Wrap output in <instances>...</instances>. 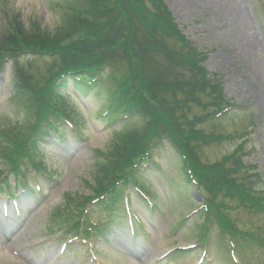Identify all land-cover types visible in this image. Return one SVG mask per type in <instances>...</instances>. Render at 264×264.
<instances>
[{"label":"rangeland","instance_id":"374dc122","mask_svg":"<svg viewBox=\"0 0 264 264\" xmlns=\"http://www.w3.org/2000/svg\"><path fill=\"white\" fill-rule=\"evenodd\" d=\"M163 1L182 34L207 58L204 67L219 77L226 100L243 108L206 127L207 132L228 136L223 143L206 146L200 153L202 162L215 164L242 148L241 165L255 168L259 176L256 194L264 196V0ZM73 3L0 0V48L17 54L42 45L45 37L59 38L56 35L66 25L64 14ZM112 58L119 64L117 55ZM29 60L23 53L0 59V264H264V207L259 208L261 212L236 210L231 202V217L237 221L230 218L231 224L248 232L244 239L233 237L214 220L204 233L207 215L199 186L172 143L159 145L149 157L152 162L140 158L136 165L139 180L149 193L132 185L124 193L142 221L136 238L129 215L121 208L111 219L105 204L91 205L90 199L73 208L78 197L84 200L90 195L104 170L101 165L113 161H107L108 154L141 137L150 122L142 111L151 109L141 102L129 109L115 105L113 95L122 80L119 74L120 80L115 73L104 75L103 83L87 92H80L73 82L61 88L63 116L68 120L65 137L51 131L40 134L36 147L46 159L37 156L34 165L38 170L27 169L29 188L18 186L23 176L16 177V165L20 163L22 170L30 166L27 159L14 165L9 162V143L36 134L25 106L17 100L16 78L19 76L20 87L31 83V77L36 86L41 81L37 72L45 68L39 61L27 72L24 68H30ZM160 63L163 66L158 57L150 55L145 68L159 72L161 67L169 73L168 59L163 57ZM138 76L134 71L129 79ZM158 84L152 83L156 93ZM154 100L158 102L156 97ZM152 109L159 114L160 103ZM128 114L131 117L125 118ZM148 160L151 164L145 166ZM44 173L51 178L43 177ZM122 190L119 186L117 192L121 195ZM116 195L113 198L118 200ZM148 200L152 201L150 207ZM70 211L83 217L71 226L78 222L86 224L83 229L106 226L102 236L89 231L84 236L92 240L85 241L82 230L81 238L74 237V231L69 232L62 221Z\"/></svg>","mask_w":264,"mask_h":264},{"label":"trees","instance_id":"16d2710c","mask_svg":"<svg viewBox=\"0 0 264 264\" xmlns=\"http://www.w3.org/2000/svg\"><path fill=\"white\" fill-rule=\"evenodd\" d=\"M72 5L69 13L64 14L66 25L56 35L59 38L45 37L42 45L25 47L27 49L19 52L30 56V68H24L27 72L36 62L45 64L44 70L37 72L41 81L36 86L32 85L35 84L32 77V84L28 82L26 87H20L19 76L16 78L17 100L25 106L36 134L35 138L25 135L24 140L9 143L12 144L9 162L14 165V162L27 159L30 166L22 170L18 168L20 163L16 165V177L23 176V184H19L27 187V169L38 170L39 167L34 165L37 156L46 159L36 147L40 134L50 131L59 134L66 128L68 120L63 116L65 103L61 88L67 87V79H73L80 92H87L103 83L104 75L115 73L123 80L113 95L115 105L129 109L141 102L151 109L142 111L149 115L150 122L141 137L108 154L107 161H113L101 165L104 170L96 179V185L91 186L90 195L84 200L78 197L76 202L73 201V208H80L78 202L83 206L90 199L91 205L105 204L111 219L119 208L123 209V195L130 185L149 193L138 177L136 165L140 158L153 157L159 145L167 143L171 146L172 143L181 152L186 170H192L193 179L199 186L203 213L206 209L207 215L202 231L208 233V226L214 220L233 237L244 239L248 232L231 224V205L236 204V210L261 212L259 208L264 207V196L256 194L257 171L243 161L241 165L242 148L215 164L203 163L200 155L206 146L223 143L228 136L207 132L206 127L221 117L239 114L243 108L226 100L219 77L203 67V54L180 33L163 0H74ZM12 53L0 48V59L19 54ZM112 55H117L119 64ZM150 55H154V59L158 57L160 66H163L160 63L163 57L168 59L169 73L161 67L159 72L148 71L145 67ZM134 71L139 76L129 79ZM154 82L159 83L158 93L152 85ZM154 97L161 105L159 114L152 109L158 103ZM117 152H121L120 157ZM119 186L123 187L121 195L117 192ZM86 187L89 189L90 185ZM116 193L118 200L113 198ZM68 214L62 221H66L64 225H68L69 232L77 233L80 222L71 224L80 221L82 213L70 211ZM233 221L237 223L235 219Z\"/></svg>","mask_w":264,"mask_h":264}]
</instances>
